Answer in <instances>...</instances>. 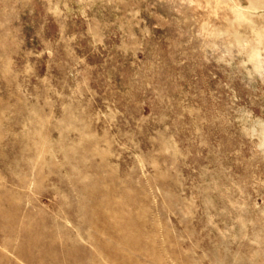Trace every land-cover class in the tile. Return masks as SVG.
I'll return each instance as SVG.
<instances>
[{"label": "rangeland", "instance_id": "rangeland-1", "mask_svg": "<svg viewBox=\"0 0 264 264\" xmlns=\"http://www.w3.org/2000/svg\"><path fill=\"white\" fill-rule=\"evenodd\" d=\"M0 264H264V0H0Z\"/></svg>", "mask_w": 264, "mask_h": 264}]
</instances>
